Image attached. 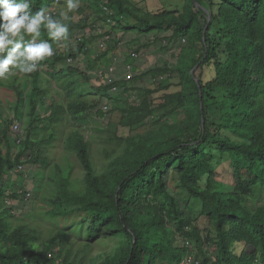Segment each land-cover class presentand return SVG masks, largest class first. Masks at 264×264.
<instances>
[{
	"label": "trees",
	"instance_id": "16d2710c",
	"mask_svg": "<svg viewBox=\"0 0 264 264\" xmlns=\"http://www.w3.org/2000/svg\"><path fill=\"white\" fill-rule=\"evenodd\" d=\"M182 1L181 8L152 12L131 0H80L66 22L68 40L52 42L54 55L37 72L0 79V88L9 81L17 102L14 116L0 113V264H185L189 257L199 264H264V204H250L264 189V0ZM65 5L32 0L31 10L46 8L59 19ZM88 29L92 34H84ZM117 30L155 36L146 47L162 43L159 51H174L175 62L138 72V48L112 84L107 72L94 79L74 65L82 56L88 70L119 62ZM107 36L92 54L95 41ZM41 38L48 39L46 30ZM38 73L57 83L50 106ZM78 85L93 95L78 96ZM113 113L117 122L98 127ZM26 116L29 126L16 131ZM60 145L65 156L57 162L52 153ZM77 165L83 178L75 176ZM222 166L231 189L219 181ZM31 167L41 171L34 200L41 197L42 206L28 218L11 205L31 201L25 187ZM189 202L199 205L207 234ZM108 239L113 249L94 256L96 241L106 246Z\"/></svg>",
	"mask_w": 264,
	"mask_h": 264
},
{
	"label": "rangeland",
	"instance_id": "374dc122",
	"mask_svg": "<svg viewBox=\"0 0 264 264\" xmlns=\"http://www.w3.org/2000/svg\"><path fill=\"white\" fill-rule=\"evenodd\" d=\"M134 4H136L138 7L144 9V10H148V11H159L162 9H177V8H181L183 6V1L182 0H131ZM77 14V13H76ZM90 18L95 19V17L90 15ZM75 20L78 21L79 20V16L75 17ZM87 33H84L83 31L78 32V35H80V37H82L83 33L86 35H89V33H91V31L86 30ZM83 32V33H81ZM115 37H117L118 39H120L121 43H120V47H119V51L117 52V54L119 56H116L115 59L118 58L117 61L119 62H115L114 58L108 59V61L106 62H112L111 65H106V62H104V64H102V67L95 70H88V66H89V59L85 56H82L74 65L79 66L82 70H85L88 72V74H90V77L96 79L98 77L101 76L102 73L107 72V74H110L113 78H115V75L118 71L123 72L124 68L121 69V64L122 61H125L127 59V57L130 55L132 56V54L134 55L135 53H133L135 50H137L138 48H141L139 55V58L135 60V65L136 68L138 69V72H146L147 70H150L152 68H155L156 66L159 65H168V64H172V62H175V59L172 56V52L170 53H162L160 52V48L162 43L159 44H155V45H151L150 48L146 47V44H148V42H153L155 40V36H148V37H144L142 36L141 38H137V35L134 34H124L122 31L117 30L114 33ZM103 40V38L98 39V41H95V44L92 47V54H96L99 52V48L97 47V45H99V43ZM97 42V43H96ZM63 43V42H62ZM55 46V45H54ZM53 46V48H54ZM143 46V47H141ZM65 49V46L62 44V49ZM95 57L94 55L92 56V58ZM124 73V72H123ZM37 82L36 85L43 90H48L50 92V95L48 96L49 98H46L45 102L47 103V106H50L52 100H50V97L57 95L56 92L58 91L57 88V83L56 81L49 75V74H41L38 73V78H37ZM36 80V78H34L32 80V84L33 86L35 85L33 82ZM96 83V81H93ZM145 85L149 86L151 83V80L149 77L145 78ZM177 82V81H176ZM9 83V81H3V86L4 88H0V105H1V110L0 113L5 114V116H14L12 110L15 107V103L16 99L14 97V95L10 92V90L8 89L10 86L7 84ZM8 87V88H7ZM79 87V85H78ZM174 91L177 90V88H172ZM29 94V92H27ZM78 96L81 95H86L87 97H90L93 95V92L90 91V88L87 86H80L79 90H78ZM120 95V94H119ZM92 98V97H91ZM94 98H98V97H94ZM103 103V102H102ZM104 105L101 104L100 108H103ZM110 108L112 109V105L111 102L109 103ZM29 110L28 107H25V111ZM25 116V115H23ZM97 120H99V117L96 116ZM119 120V114H112V115H108L105 119H100L99 122V126L103 125V124H109L110 121L113 122H117ZM29 122L30 119L28 116H26L25 119V123L19 124L20 126H22V130H26L27 127L29 126ZM69 128H66L63 130V135L67 136L68 135V130ZM92 134V133H91ZM89 136V134H88ZM92 136V135H91ZM95 139H97V141L94 143V149L96 150H100V141L97 135H94ZM56 159L57 162H60L62 160V158L65 156V149L64 147H61V145L52 153ZM94 158L96 161L100 160V156L98 154H96L94 152ZM71 160L74 162L75 161V157L72 156ZM75 176L79 177V178H83L84 174L83 171L81 170L80 166L77 165V167L75 168ZM25 179H26V190L28 192H31L33 197L31 199V201H24L23 199L18 200L17 202H12L11 206H14L13 208L15 209V212L13 214L16 215V213L18 214V216H26L28 218L32 217V215H35L37 213H39L38 210H40V207L42 206V198L39 197L37 204L35 203L34 200V193H36V184L39 183L38 182V178H37V173L41 172L40 168L37 167H31L26 169L25 168ZM39 174V173H38ZM46 175V173H45ZM218 177H219V181L220 182H225L226 184H228L229 189L232 188V179L231 176L228 174L227 171V167H221L218 169ZM45 185H48V182H46L45 180ZM250 204L251 205H263L264 204V189L263 190H258V192L256 193V195L254 196V198L250 199ZM189 206L191 207L190 209L192 210L193 214L195 215V217L198 219V222L200 224V226L202 227V229L204 230V234H207L209 232L208 226H207V222L205 220V218L201 217L200 215V207L198 204H192V202H189ZM47 225V224H46ZM74 226V225H73ZM75 237H77L78 239H84L80 238L78 235H74ZM87 239V238H86ZM100 239H102V236L100 237ZM114 247V241L112 239H108L107 240V245L106 246H102L99 245V243L97 244V241L95 243V247H94V256L99 255L100 253H104L105 251H110L112 250ZM195 250V249H194ZM214 250L213 247L209 246L207 247L206 251L208 252H212Z\"/></svg>",
	"mask_w": 264,
	"mask_h": 264
},
{
	"label": "clouds",
	"instance_id": "9594fccd",
	"mask_svg": "<svg viewBox=\"0 0 264 264\" xmlns=\"http://www.w3.org/2000/svg\"><path fill=\"white\" fill-rule=\"evenodd\" d=\"M79 4L80 0H66L55 19L46 8L33 12L32 0H0V79L38 71L40 63L54 55L52 42L68 40L66 22ZM42 29L48 39L41 38Z\"/></svg>",
	"mask_w": 264,
	"mask_h": 264
},
{
	"label": "built area",
	"instance_id": "2783aa9c",
	"mask_svg": "<svg viewBox=\"0 0 264 264\" xmlns=\"http://www.w3.org/2000/svg\"><path fill=\"white\" fill-rule=\"evenodd\" d=\"M111 22H112V20L109 19V20H108V23H111ZM95 28H97V30H96L97 33H99V34L103 33V31H102V29H101L100 27H96V26H95ZM89 34H92V33H89ZM94 34H95V35H98V34H96L95 32H94ZM109 39H110V36H107L106 38H103V40L99 43V45H100V49H103V48L105 47V45H106V41L109 40ZM134 58H135V59H138V58H139V55L135 54V55H134ZM116 61H117V59H116ZM68 62H69V63H73V60L70 59ZM125 69H126V70H125L126 79H127V80H131V79L134 77V72L132 71V66H131V64L127 65ZM36 72H37V71H36ZM114 81H115V79H114L112 76H110V77L108 78V80H107V82H108L109 84H112ZM117 91H118L117 86L113 87L112 92H117ZM105 109H108V108L105 107ZM15 130L18 131V132H20V131L22 130V126H20L19 124L16 125V126H15ZM21 169H22V168H20V170H21ZM185 264H199V263L197 262V260H194L192 257H189V258L186 260Z\"/></svg>",
	"mask_w": 264,
	"mask_h": 264
},
{
	"label": "water",
	"instance_id": "95a60500",
	"mask_svg": "<svg viewBox=\"0 0 264 264\" xmlns=\"http://www.w3.org/2000/svg\"><path fill=\"white\" fill-rule=\"evenodd\" d=\"M204 34H206V33H204ZM195 71V70H194ZM194 71L192 72L193 74H194Z\"/></svg>",
	"mask_w": 264,
	"mask_h": 264
}]
</instances>
